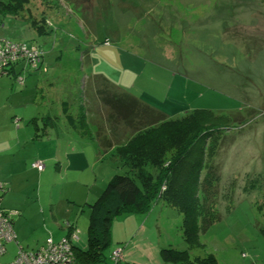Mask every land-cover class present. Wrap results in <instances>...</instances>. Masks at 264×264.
<instances>
[{"label":"rangeland","instance_id":"1","mask_svg":"<svg viewBox=\"0 0 264 264\" xmlns=\"http://www.w3.org/2000/svg\"><path fill=\"white\" fill-rule=\"evenodd\" d=\"M2 1L10 4V0ZM17 15L20 19L0 17V34L11 41L36 44L44 51L46 72H38L44 78L39 115L48 116L53 125L47 127L39 121L38 134H55L63 127L96 143L103 153L106 148L116 154L151 122L158 126L166 119L159 113L145 115L140 106L124 116L121 109L105 101L109 97L123 99L124 94L90 74L92 58L98 70L109 74L113 82L118 80L127 86L137 78L138 82L130 84L135 86L131 92L153 91L159 98L167 96L190 105L175 115L177 118L201 106L217 114L234 112L205 127L217 138L215 156L206 159L204 165L211 160L219 169L213 205L219 220L206 231H199L202 246H188L181 230L182 215L160 200L149 212L138 214L142 217L139 226L135 222L124 224V214L114 218L110 243L102 250L103 260L98 264H114L112 253L117 249L122 250L119 264H133L123 262L126 245L121 240L135 234V241L146 239L158 248L187 250L195 261L212 254L218 264H264V0H27ZM46 21L52 28L46 27L45 34H36L29 25L37 27ZM106 38L115 48L139 47L138 56L129 61L127 54L105 60L99 55H104ZM143 59L169 65V70H178L177 77ZM26 75L20 76L21 83L11 74L0 75V137H9L10 123L15 129L35 131L30 120L37 105L24 102V96L18 94L32 86ZM181 79L188 84H182ZM199 92L204 97H199ZM32 120L36 123V119ZM153 140L157 143V137ZM172 152L166 150L165 161ZM117 157L109 156L103 165L112 174H124L126 165ZM41 171L39 175L30 171L28 183L16 185L3 206L23 205L33 212L38 199L43 204L38 202V208L50 213L49 202L59 201L62 187L66 186L54 175V164L48 165L44 173ZM35 217L21 228L17 225L16 230L31 235L38 243L46 237L59 236L51 228L61 230V223L54 226L52 219L47 223ZM84 224L79 241H73L80 248L87 244V223ZM38 243L29 248L35 249ZM149 264L166 263L158 252Z\"/></svg>","mask_w":264,"mask_h":264},{"label":"trees","instance_id":"2","mask_svg":"<svg viewBox=\"0 0 264 264\" xmlns=\"http://www.w3.org/2000/svg\"><path fill=\"white\" fill-rule=\"evenodd\" d=\"M26 2L27 0H10V4L4 5L0 0V17L20 19L17 12ZM29 25L36 29L38 35L47 33L46 27L52 28V24L47 21L37 27L30 23ZM0 36L4 38L3 35L0 34ZM9 41L26 43L40 50L39 61L35 67L19 59L10 63L8 68L10 74L16 64L23 65L22 71L46 72L42 47L33 43ZM14 76H21V73ZM123 94V99L109 97L105 101L114 108L121 109L124 116L132 112L136 106H140L145 115L152 114L132 95ZM233 113L230 111L226 114H217L212 109L200 108L193 109L178 118L168 119L164 115L166 119L158 126L155 125V121L151 122V125L145 127L143 132H138L118 149V154L114 153V155L116 157L118 155L120 162L126 165L127 171L124 174H114L98 198L88 204L90 214L87 246L86 249H81L73 245L74 261L81 264L101 262L102 250L110 243V227L114 218L127 213H147L153 204L160 200L182 215L181 230L188 246H202L199 242V231H206L219 220L217 210L213 209L216 202L219 169L211 160L208 166L204 165L206 159L208 161L215 156L217 138L212 137L214 133H208L205 127ZM40 120L51 121L46 115H42ZM152 136L157 137V143ZM210 139L213 142L211 145ZM167 149L173 152L165 161L164 155ZM261 203L264 206V198ZM159 257L166 264H218L212 254L195 261L190 259L187 250L180 251L171 247L160 248Z\"/></svg>","mask_w":264,"mask_h":264},{"label":"crops","instance_id":"3","mask_svg":"<svg viewBox=\"0 0 264 264\" xmlns=\"http://www.w3.org/2000/svg\"><path fill=\"white\" fill-rule=\"evenodd\" d=\"M1 35L6 37L3 33ZM120 40L123 41L122 38ZM104 41L109 42L110 40L106 38ZM110 44L111 42L107 43V45L103 44L102 51L104 55H99L105 58L107 61H109V59L115 58L120 59L124 54L130 56L127 57L128 61L131 57L134 58L138 56L137 53L139 51V47L136 48L135 45L133 46V51V47L124 48V44L122 48H115ZM143 60L144 62L150 63L152 66L160 68L161 70H165L171 74L173 73V76L177 77L176 74L178 70H169V68L166 67L169 65L164 64L163 66L161 65L163 64L162 62L158 63L155 61H145V59ZM89 63L92 67V71L90 73L91 75L102 78L109 86L116 89L120 93L132 95L137 99L141 106L148 108L152 113H161L168 118H176L175 115L182 113L185 111V109H187L188 106H190L182 100L175 102V100L169 99L167 96L165 99L159 98L153 91L151 94L147 92H141L143 90L138 93L131 92L135 86L131 87L130 84L133 83L134 85L135 81L138 82L137 78L134 77L131 83H128L127 86H123V84L118 80L117 82H113L115 80L109 74L99 71L96 67L97 62L94 58L91 60L89 59ZM142 64H144L143 61ZM22 68V64L14 65L11 75H18L19 73L22 75V73L26 72L27 79H30V82L32 83V86L29 89H24L18 94L20 96H24V102L33 101L37 105V110H35L33 113L34 117H31V120L29 119L32 121L35 131L33 132L32 130L22 129L21 127H17V129H15L14 125H11L10 123L9 137H0V182L3 185V191H0L3 194L2 197H0V209L14 212L11 218L12 228L15 233V241H9L6 243L11 245L5 244V253L1 257V259L3 257H9L10 260L6 262L1 260L3 263H7L13 259L16 254L17 245H20L25 250H35L45 243L48 237H46L44 241L38 243L39 241L36 242L31 235H28L27 233L23 234L20 229L19 231L16 230L17 225L19 228L25 226L26 224L30 223L33 218H36L35 215L38 216L40 220H43L47 223L52 219L51 223L54 224V226L61 223V225L59 224L61 230H57V228L54 226H52L54 228H51L52 233L59 235L56 239H54L52 236H49L54 241L67 236L74 228L78 231L77 241H79V233H82V230H84L86 227L84 223H87L88 228L90 214L88 204L94 202L98 198L107 182L114 175L108 167L103 165L106 158L109 156H115L113 151L104 148V151L107 152L103 153L99 145L96 143L92 141H86L85 138L81 137L80 135H75L74 132L67 131V129L65 130L63 127H60V130L55 134H52L50 131L41 132V134L37 133V131L39 132L40 130L38 125L39 121H41V123L45 126L47 125V127H49L50 123L53 125L52 121L40 120L41 116L39 115L40 104L42 105V101L44 99L40 94V90L44 84V78H41V75L38 73L39 71H22ZM124 70L125 69H123V73ZM151 70H153V68ZM139 75L140 73L135 74L136 77H139ZM176 77L174 78L176 79ZM183 80L184 79H181L182 84L183 82L188 84L186 80ZM184 86L187 87V85ZM198 96L204 97L202 92H199ZM21 106L18 105L17 107ZM201 107V109H209L204 106ZM34 118L36 119V123L32 120ZM34 134H36V136H34ZM36 161L43 162V164L47 163V168L48 165L50 166L51 164H54V175L60 179L63 186H66L65 189L62 187L63 194L61 195L60 200L54 201V203L49 202L48 206L50 208V213H46L44 210H41V206L38 208V199L37 202H34L35 208L33 212L31 210L27 211L23 205L20 207H4V199L14 192L15 186L19 183H28L30 180L28 173L30 171L33 170L36 172V175H39L37 169L32 166V163ZM45 164L41 173H44L47 170ZM99 176L101 177L99 178ZM39 204L42 203L39 202ZM44 206L47 207L46 201H44ZM59 207H61V212H59ZM138 214L144 213L124 214V216H126L122 219L123 222H125L124 224L129 225L131 222H135L136 225L139 226L142 217ZM14 215H16L15 220L13 219ZM65 221L66 223L64 224ZM67 224L70 226V229L67 227ZM144 229L145 228L142 225V234L145 233ZM138 231L139 230H137V232ZM134 237H136V234ZM134 237H128V240H121L126 245L125 253L123 255L124 263L129 262L133 264H149L158 257L160 248L154 246L156 244L145 242L146 239L142 241H135ZM36 243L38 244L36 245L35 249L29 248ZM73 245L76 246L74 243ZM84 245L87 246V244ZM86 246L81 249H86ZM75 262L77 261L75 260L74 263Z\"/></svg>","mask_w":264,"mask_h":264},{"label":"built area","instance_id":"4","mask_svg":"<svg viewBox=\"0 0 264 264\" xmlns=\"http://www.w3.org/2000/svg\"><path fill=\"white\" fill-rule=\"evenodd\" d=\"M108 42H106L107 44ZM40 50L35 46L26 43H14L0 36V75H9L10 63L23 59L27 64L35 67L39 61ZM18 83L23 81L22 77L15 76ZM32 166L38 171L44 169L43 162H33ZM0 190L3 191V185L0 183ZM14 212L0 209V264H74L73 241L78 239V231L74 228L63 238L54 241L48 237L43 245L35 250H25L17 245L16 254L13 259L7 263L1 261L5 253V244L9 241H15V233L12 228L11 216ZM70 229V226L67 224ZM121 249L112 253L114 264H119L122 260Z\"/></svg>","mask_w":264,"mask_h":264},{"label":"clouds","instance_id":"5","mask_svg":"<svg viewBox=\"0 0 264 264\" xmlns=\"http://www.w3.org/2000/svg\"><path fill=\"white\" fill-rule=\"evenodd\" d=\"M104 42H107V41H104ZM14 77H15V76H14ZM14 77H13V78H14Z\"/></svg>","mask_w":264,"mask_h":264}]
</instances>
